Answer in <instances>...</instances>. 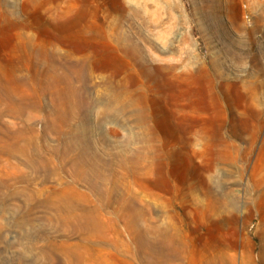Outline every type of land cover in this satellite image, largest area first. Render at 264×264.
I'll list each match as a JSON object with an SVG mask.
<instances>
[{
  "label": "rangeland",
  "instance_id": "rangeland-1",
  "mask_svg": "<svg viewBox=\"0 0 264 264\" xmlns=\"http://www.w3.org/2000/svg\"><path fill=\"white\" fill-rule=\"evenodd\" d=\"M0 264H264V3L0 0Z\"/></svg>",
  "mask_w": 264,
  "mask_h": 264
},
{
  "label": "built area",
  "instance_id": "built-area-1",
  "mask_svg": "<svg viewBox=\"0 0 264 264\" xmlns=\"http://www.w3.org/2000/svg\"><path fill=\"white\" fill-rule=\"evenodd\" d=\"M256 2H259V3H264V0H254Z\"/></svg>",
  "mask_w": 264,
  "mask_h": 264
}]
</instances>
